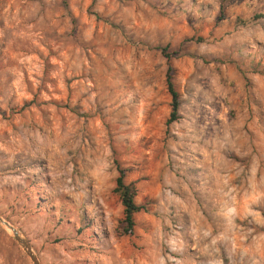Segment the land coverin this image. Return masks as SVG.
Wrapping results in <instances>:
<instances>
[{
	"label": "rangeland",
	"instance_id": "374dc122",
	"mask_svg": "<svg viewBox=\"0 0 264 264\" xmlns=\"http://www.w3.org/2000/svg\"><path fill=\"white\" fill-rule=\"evenodd\" d=\"M0 217L40 264H264V0H0Z\"/></svg>",
	"mask_w": 264,
	"mask_h": 264
},
{
	"label": "trees",
	"instance_id": "16d2710c",
	"mask_svg": "<svg viewBox=\"0 0 264 264\" xmlns=\"http://www.w3.org/2000/svg\"><path fill=\"white\" fill-rule=\"evenodd\" d=\"M160 53L165 59L170 58V54L166 52V46L159 48ZM170 66L166 67L164 73V84L166 92L169 96V113L165 121L166 124H169L175 121L177 117V93L175 92L170 78ZM117 175L114 179V186L112 192L117 195V198L121 207V217L117 221L115 227V233L119 236H127L132 234L133 229V216L144 208L140 205H137L134 202V196L136 194V187L134 182L125 183L123 181V171L116 165Z\"/></svg>",
	"mask_w": 264,
	"mask_h": 264
},
{
	"label": "water",
	"instance_id": "95a60500",
	"mask_svg": "<svg viewBox=\"0 0 264 264\" xmlns=\"http://www.w3.org/2000/svg\"><path fill=\"white\" fill-rule=\"evenodd\" d=\"M0 225L9 231V233L12 236V239L19 246V248L22 250L24 255L28 258L31 264H40L37 258L35 257V255L33 254L27 239L21 236L15 228H13L9 223L4 221L1 217H0Z\"/></svg>",
	"mask_w": 264,
	"mask_h": 264
}]
</instances>
